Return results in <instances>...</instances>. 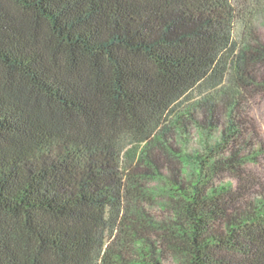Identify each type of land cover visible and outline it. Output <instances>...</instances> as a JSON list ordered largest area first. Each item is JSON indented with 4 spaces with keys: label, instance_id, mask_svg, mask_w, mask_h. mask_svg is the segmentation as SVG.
I'll list each match as a JSON object with an SVG mask.
<instances>
[{
    "label": "trees",
    "instance_id": "1",
    "mask_svg": "<svg viewBox=\"0 0 264 264\" xmlns=\"http://www.w3.org/2000/svg\"><path fill=\"white\" fill-rule=\"evenodd\" d=\"M264 0H0V264H264Z\"/></svg>",
    "mask_w": 264,
    "mask_h": 264
},
{
    "label": "rangeland",
    "instance_id": "2",
    "mask_svg": "<svg viewBox=\"0 0 264 264\" xmlns=\"http://www.w3.org/2000/svg\"><path fill=\"white\" fill-rule=\"evenodd\" d=\"M258 33L264 41V25L259 26ZM254 124L260 139L264 142V95L257 96L252 104Z\"/></svg>",
    "mask_w": 264,
    "mask_h": 264
}]
</instances>
